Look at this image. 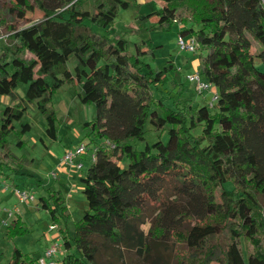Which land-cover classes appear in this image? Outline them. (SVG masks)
Masks as SVG:
<instances>
[{"label":"trees","instance_id":"trees-1","mask_svg":"<svg viewBox=\"0 0 264 264\" xmlns=\"http://www.w3.org/2000/svg\"><path fill=\"white\" fill-rule=\"evenodd\" d=\"M10 1L20 13L40 9L43 17L8 33L0 52V94L17 98L18 87L28 84L19 98L37 103L54 139L53 95L76 75L83 77L81 101L96 107L85 122L97 145L81 177L88 207L74 231L63 192L46 187L40 197L66 248L56 264H107L106 257L118 259L123 249L150 250L151 241L172 240L186 246L183 264H264V71L256 66V57L264 62V0H162L165 7L141 14L142 20L157 15L164 29L193 23L184 31L201 42L199 71L218 89L215 108L173 107L155 96L154 87L169 81L174 65L154 67L143 59L154 56L151 44L137 43L133 53L127 39L110 35L131 0H93V11L85 0ZM72 55L75 71L68 65ZM26 109L17 102L3 111L1 166L15 157L7 139L15 121L21 133L31 128L22 121ZM148 122L166 131L168 141L138 149L132 140L145 139ZM106 139L114 146L103 145ZM26 232L17 215L6 236ZM39 258L17 247L10 264H39Z\"/></svg>","mask_w":264,"mask_h":264},{"label":"rangeland","instance_id":"rangeland-1","mask_svg":"<svg viewBox=\"0 0 264 264\" xmlns=\"http://www.w3.org/2000/svg\"><path fill=\"white\" fill-rule=\"evenodd\" d=\"M31 1L33 2V0ZM10 2V0H0V52L7 44L6 37L10 31L30 26L39 22L43 17V12L40 9L20 13L17 9H13ZM85 5L86 8L93 11V0H85ZM162 6H166L162 0H148L144 4L138 3V0H131L130 7L121 9L110 26V35L127 39L129 50L133 53L137 51V43L146 42L147 46L151 44L154 56L152 54L145 55L143 59L154 67L163 69L170 63L174 65L173 72L168 73L169 81L154 87L155 96L163 97L167 105L186 108L189 105L207 104L215 108L216 100L213 98V93L208 91L203 95H198L195 84L190 82L187 77L189 73L196 71V65H193L192 60L197 62L200 52L193 54L181 50L177 43L179 28H161L157 23V15L151 16L148 20L141 19V14L157 11ZM98 31L104 33V29L98 28ZM68 65L72 71H75L77 65L75 55L70 57ZM256 66L264 71V62L259 57H256ZM76 77L74 83L64 84L52 98L51 105L58 116L56 139L48 135L46 115L40 111L37 103L22 101L19 98L24 97L28 84L23 83L18 87L19 97L17 96V98L0 94V126L5 108L17 102L27 105L22 121L31 124L28 131L21 133V121H15V130L7 136L9 150L15 157L10 166L0 165L1 181H3L0 183V190H2L0 194V264H10L13 252L17 247L33 259H37L43 256L46 249L56 241V237L61 235L59 224L55 230L50 229L53 224L51 215L40 205V197L46 194V187L60 189L66 197V204L71 212V218L68 221L71 231H74L76 222L83 217L84 210L88 207L79 174L88 170L91 164V153L84 156L86 166L83 169L79 170L75 166H69L75 171H72V174L77 175L76 178L72 176L74 178L72 182L65 177L66 175L60 174L61 166H66L62 163V158L67 149L74 148L82 141L91 143L90 147L95 144L93 137L88 134L91 128L85 126V122L94 118L96 107L95 104H85L81 101L80 95L84 92L83 77L79 75ZM205 97L206 99L203 100ZM146 128L145 139L132 140V144L138 149H144L147 143L152 144L159 139L168 141V133L166 131L161 133L151 122H148ZM201 132L202 127L194 131L195 134ZM20 141H23L24 144L19 145ZM120 163L124 165L125 161ZM57 169L60 176L54 178L51 173ZM227 185L231 188V183ZM60 186L64 189H61ZM17 188L31 190L39 201L32 203L20 200L16 192ZM33 208L34 210H31ZM17 212L25 217L27 232L9 239L6 236V224L13 221L12 215L17 216ZM152 220L153 214L142 226L145 232H148L152 226ZM61 243L56 256L59 261L66 254L63 241ZM244 248L247 252L246 246ZM185 249L186 246L176 240L151 241L150 250L140 251L139 249L126 248L122 250L118 259L106 257L104 260L107 264H183L186 257L181 263L180 256L183 254L187 256ZM246 257L248 262L252 261V258H249L247 254ZM210 264L219 263L213 260Z\"/></svg>","mask_w":264,"mask_h":264},{"label":"built area","instance_id":"built-area-1","mask_svg":"<svg viewBox=\"0 0 264 264\" xmlns=\"http://www.w3.org/2000/svg\"><path fill=\"white\" fill-rule=\"evenodd\" d=\"M177 43L181 50L188 51L189 53H193V54L198 53L201 48V42L198 40L196 36L192 34L186 35L184 33H179L177 37ZM187 77L190 82L195 84V89L198 95H203L204 93L209 91L213 93V98L217 101L219 96L217 87L210 81L206 80L199 71V69L194 71L193 73H189ZM102 142L103 145L112 146V147L114 146V144L110 139L102 140ZM90 145L91 143L87 141H82L74 148L67 149L62 158V163L65 164L66 166H75L79 170L83 169L86 166V163L84 161V156H86L90 152L91 163L96 158V150H97L96 142L94 145H92V147H90ZM51 174L53 175L54 178H57L59 176V171L54 170ZM2 182L3 181H1V175H0V183ZM5 185H7V183H5ZM16 192L19 195L20 200L22 201H28L32 203H37L39 201V199H37L36 194L33 193L31 190L17 188ZM8 224L9 222H7L6 225ZM56 228H58L57 224L55 223L51 224L50 226L51 230H55ZM60 240L61 239H58L52 244V246L46 249L45 254L38 259L39 264L57 263L56 256L58 254L60 245H62Z\"/></svg>","mask_w":264,"mask_h":264},{"label":"crops","instance_id":"crops-1","mask_svg":"<svg viewBox=\"0 0 264 264\" xmlns=\"http://www.w3.org/2000/svg\"><path fill=\"white\" fill-rule=\"evenodd\" d=\"M148 0H138V3H140V4H144V3H146ZM162 7H165V6H162ZM193 25V23H189L188 25H183V24H181V23H177V24H175L174 25V27L173 28H175V27H177V28H179V33H184V34H188V35H190L189 33H187V32H185L184 30L185 29H187V28H190L191 26ZM199 56H198V60H197V62H193V60H192V63H193V65L195 66L196 65V70H198L199 69ZM189 63H191L190 61H189ZM192 63H191V65H192ZM76 79H77V77H76ZM82 81V79L80 80V82ZM211 93V92H210ZM204 99H206V97L205 98H203V100ZM58 170V169H57ZM59 171V170H58ZM72 171H74V170H72V168L71 167H69V166H61V168H60V174L61 175H66L65 177H67V178H69V180H70V182H72V180L74 179L72 176H74L75 178H76V174H72ZM75 172V171H74ZM77 173V172H76ZM60 174H59V176H60ZM85 173H81V174H79L81 177L84 175ZM57 180V179H56ZM82 186H84V184L82 185ZM60 188L61 189H64L62 186H60ZM1 192H2V190H0V194H1ZM31 210H34V208L33 209H31ZM18 213V215L19 216H23L21 213H19V212H17ZM16 216L14 215L13 216V219L15 218ZM24 218V219H23ZM22 219L24 220V222H25V224L27 223V221L25 220V217L23 216L22 217ZM52 238H53V236H52ZM58 239H61L60 241H63L62 240V238H61V235H59V236H57L56 237V241L58 240Z\"/></svg>","mask_w":264,"mask_h":264}]
</instances>
